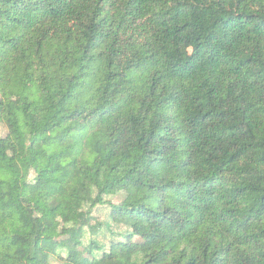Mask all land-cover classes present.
<instances>
[{"label": "trees", "instance_id": "obj_1", "mask_svg": "<svg viewBox=\"0 0 264 264\" xmlns=\"http://www.w3.org/2000/svg\"><path fill=\"white\" fill-rule=\"evenodd\" d=\"M0 128V264H264V0H0Z\"/></svg>", "mask_w": 264, "mask_h": 264}, {"label": "rangeland", "instance_id": "obj_2", "mask_svg": "<svg viewBox=\"0 0 264 264\" xmlns=\"http://www.w3.org/2000/svg\"><path fill=\"white\" fill-rule=\"evenodd\" d=\"M21 94V90H20V86L18 85L17 82H14L9 90V92L6 94L5 96V99L7 101H15L19 95ZM0 132L1 133H4L5 130L4 128H0ZM40 162V159H38L37 161L33 162V165H38ZM123 194L125 196H131L130 192L128 190H122ZM112 201L114 203H119L121 202V197H113L112 198ZM22 202L24 204H28V205H34L35 202L31 199V198H23L22 199ZM41 214H46L48 213L49 211L43 209V207L41 206ZM75 210H76V213H77V216L78 217H84L85 216V208L81 205H77L75 207ZM51 213V212H50ZM109 213V210L107 209V207H103V208H98V209H95L94 212H93V215L95 217V222H92L93 224H95L96 222H102L104 220L107 219V214ZM15 215V208L13 209H10V210H4V209H1V217L2 218H7V217H13ZM51 215L53 216L54 218V227L58 230H60V224H59V219L61 217L60 213H51ZM117 232H121L122 231V228H119V227H115L114 228ZM0 232H1V235L2 237H6L7 233H6V230L4 227L0 228ZM108 233L105 231V229L102 231V234L100 235V239L102 241V239L107 235ZM104 243L108 242L107 240L103 241ZM135 243H141V241L139 240H136ZM87 261H89V259H86Z\"/></svg>", "mask_w": 264, "mask_h": 264}]
</instances>
